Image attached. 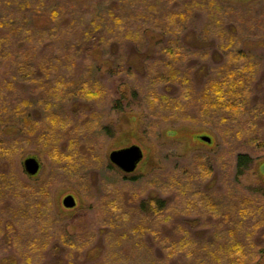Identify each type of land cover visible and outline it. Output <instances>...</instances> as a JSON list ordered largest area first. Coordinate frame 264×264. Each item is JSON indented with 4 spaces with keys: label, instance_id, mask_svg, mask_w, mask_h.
Returning <instances> with one entry per match:
<instances>
[{
    "label": "rangeland",
    "instance_id": "1",
    "mask_svg": "<svg viewBox=\"0 0 264 264\" xmlns=\"http://www.w3.org/2000/svg\"><path fill=\"white\" fill-rule=\"evenodd\" d=\"M51 1L53 4L49 6L42 5ZM113 1L18 0V4L15 0L7 1L6 10L12 8L16 20L27 17V22L22 24L25 23L32 36L23 40L26 44L37 43L40 38L35 39L33 34L39 36L37 32L42 31L44 38H49L47 47L57 46L64 21H73L77 8L81 11L78 28L89 27L92 22L99 28H93L96 33L87 41L91 45L82 60L91 58L98 64L93 75L104 87L103 91L93 93L90 99L86 97L88 100L81 103L78 113L69 102L61 101V93L57 92L48 104L49 113L42 111L44 116L32 117L24 133L9 123L0 132L1 139L21 136L22 142L9 154L0 156V178L3 173L5 179L9 177L25 192L37 188V200L47 203L48 214L57 217L53 231L56 242L42 250L40 264H65L66 252L78 241L81 245L74 250L79 251L72 255L70 264H168L169 261L190 264L193 254L202 251L206 262L222 264L224 236L231 230L251 252L246 257L247 264H264V34L247 33L243 29L252 25L249 15L253 19V12L264 11V0H171L170 3L131 0L125 4L124 10L141 15L137 23L140 26L153 21L151 18L158 11L187 12L188 16L178 21L183 29L179 41L191 51L178 59L174 74L189 73L191 81L189 76L188 81L173 76L174 82L151 79L158 71L165 75L164 62L170 63L169 57L163 56L155 46V31L146 30L143 38L147 37L148 43L138 45L126 37L120 40L105 34L107 25L94 16L93 9L98 5L113 10ZM110 13L115 15L116 11ZM219 17L226 27L229 23L235 25L243 37L233 47L249 50L258 61L245 106L240 114L225 118L215 116L216 113L212 116L198 107L203 89L202 82L197 83L200 75L207 71L210 75L217 74L232 48L227 47L231 40L226 41L211 30L212 19ZM126 21L129 20L123 16L110 20L114 27L125 26ZM70 38L67 41L73 39L72 35ZM132 45L143 58L144 70L126 64L129 61L138 66L139 55L133 54ZM11 48L15 47L8 48L4 53L7 57L0 63V81L5 79L3 69L9 71L6 77H11L14 61L21 59ZM37 51L42 59L49 52L39 47ZM49 70V74L61 77L58 69ZM30 86L35 90H27ZM39 86L35 80L20 86L25 88V95L16 94L12 101L22 108L26 101L39 102L44 98L45 102L50 90L45 92ZM188 88L194 95L187 93ZM195 95H198L196 99ZM122 96L121 104L115 105ZM240 122L251 130L242 133L232 130L231 124ZM201 135L209 136L211 142L201 140ZM133 145L140 148L142 158L132 172H124L111 163L109 155ZM59 150L67 151L60 155L77 153L72 158H58ZM239 151L256 157L253 166L242 175L235 171ZM27 157H35L40 164L35 175L24 170L23 161ZM201 162L210 169L204 170ZM194 181L199 183L198 187ZM6 187L0 186V191L8 192ZM67 195L76 201L72 208L62 204ZM157 198L168 203L160 205ZM3 207L0 205V210ZM36 222L40 227L50 228V220L38 218ZM136 231L146 235L133 237ZM127 238L134 240L133 248L123 246ZM5 240L0 237V264L12 254ZM59 252L64 256L59 257Z\"/></svg>",
    "mask_w": 264,
    "mask_h": 264
},
{
    "label": "trees",
    "instance_id": "2",
    "mask_svg": "<svg viewBox=\"0 0 264 264\" xmlns=\"http://www.w3.org/2000/svg\"><path fill=\"white\" fill-rule=\"evenodd\" d=\"M7 1L1 2L0 0V19H2V23L0 24V63L4 62V58L7 57L5 55L6 51L10 47H15L11 49L16 55H19L21 59L14 61L11 77H6L7 72L9 71L3 69L5 72V79H1L0 81V132L2 128H4L5 131V129H7L6 125L9 123L16 125L19 128V132L24 133L32 121V117L35 115L44 116V114L41 113L42 111L43 113H49L50 106L48 104H50L53 98L56 97L57 92L61 93L60 98H58L61 101L69 102L70 105L73 106L72 108H74L73 111H77L76 113H78L80 106H82V102L88 100L87 98H92L94 96L92 95L93 93H100L103 91L104 87L94 78L95 75H93L98 64L93 62L94 60L91 58L82 60V55L88 54L91 45L87 41L91 35L96 33L94 32L95 30L93 31V28L95 29L96 27V30H99V28L93 22L89 27L83 25L82 29L78 28L81 11L77 8L76 18H78V20L74 21L76 19L74 18L73 21L71 19H66L64 21V28L59 33V39H61V42L57 46L53 45L51 48H48L46 44L49 38L45 39L43 36L45 33L42 31L37 32L39 36L33 34L35 39L40 38L37 43L29 41L27 45L23 40L32 36L29 35V30V32H27V27L25 25L27 17L25 16L23 19L20 18V20H16V12L12 11V8L8 12L6 10L9 5V2ZM15 1L17 2L14 3L18 4V0ZM130 1L131 0H122L120 3H117V0L113 1L114 8L111 9L116 11L115 15H111L110 11L113 10H110V8H100L98 5L95 6L93 9L94 16L103 19L105 21L104 23L107 25L105 34H112L115 38L117 37L120 40H123L125 39L124 37H126V39L134 40L133 43L138 45L140 42L143 44L148 43L146 42L147 37L143 38L146 30L155 31L156 34L153 35V37L156 38L155 46L157 45V49L163 56L167 55L169 57L168 60L170 63L164 62V66L166 67L165 75L160 74L162 71H158L155 76L154 74L151 75V79H153V81L165 79L174 82V76L175 79L178 77L184 81H188L190 79V75H188L189 73L174 74V70L177 68L179 61L178 59L183 58L185 53L191 51L188 46L182 45L179 41L180 30L182 31L183 29L182 27L180 29L178 21H181L185 16H188L187 12L164 13L158 11L157 13H154L151 18L153 21L147 25L140 26L137 23L141 19V15H134L132 12L124 10L123 8V6L129 4ZM153 1L158 2V0ZM170 1L171 0H168V3H170ZM50 4H53V1L50 3H42L44 6H49ZM14 6L15 5L12 7ZM21 7H23V4H21ZM57 12L58 14L61 13L60 10ZM161 13H164L161 15L163 17H158ZM253 14V19H251L249 15V20L252 21L250 22L252 25L244 27L243 29H245V31L247 30V33H250L251 31L256 35L257 33L259 35L264 34V11L253 12L251 16H253ZM59 15L63 16V14ZM117 16H123L129 21H126L124 23L125 26L122 27L111 26L112 21L110 22V20L116 19ZM6 18L7 20H5ZM246 19L247 16L245 17V20ZM23 21L25 23L22 24ZM131 21L135 22L137 25H132ZM212 22L214 25L211 30L216 31L224 40H231L227 47L232 48L228 50L224 62L225 64L218 67L219 71L217 74L210 75L207 71L205 74L200 75L197 83L202 82L201 85L203 86V89L199 95L200 98L198 97V103H200L198 107L206 109L212 116L216 113L215 116L219 114V118H225L227 115L240 114L242 107L245 106L246 93L250 82L253 81L252 79L254 78L256 70H258V61L253 59V55L249 53V50H246V48L244 49L246 52H244L242 49L233 47V45L238 44L243 38L240 36L235 25L229 23L228 27H226L222 24L220 17L219 20L212 19ZM109 23L110 25H108ZM49 33L51 32L49 31ZM70 35H72L73 39L69 42L67 40L70 38ZM229 36H231V38ZM66 37L67 39H65ZM115 45H117V47L119 46L118 44ZM37 47H39V50L43 48L45 53L46 51H49L44 59H42L40 55L41 53L37 51ZM131 47L133 54L139 55L137 59L138 66L135 67L136 64H132V62L130 63L129 61H127L126 64L133 69L144 70L145 66L143 64V58H140L138 49L136 46L134 47V45ZM18 50L19 53L17 52ZM57 52L62 53L63 55L55 56ZM51 56L53 58H49ZM158 65L159 64H157V66ZM49 68L58 69L57 72H60L59 76L62 78L57 77L56 73L49 74ZM187 76H189V79ZM33 80L36 81V84L39 83V87L44 89L45 92L50 90L47 93V95H50V98L46 95L45 102L42 101L44 98L39 102L37 100L26 101V103H24V108H22L12 101L13 97L16 96V94L25 95V88L21 89L20 86H23L26 83H33ZM32 88L34 89V87L30 86L27 90ZM190 89L191 88L187 89V93L194 95L192 91L190 92ZM63 90H65V93H63ZM195 96L196 99L198 95ZM122 99L123 96L115 102V105L121 104ZM22 101H24L23 98ZM35 104L38 107H34ZM31 105L33 107H31ZM231 125L232 130H237L240 133H242V130H251L250 127L246 124L244 125V123L243 127L242 122ZM20 139L21 136L10 138V140L0 138V156L9 154V152L15 149L18 144H21L22 142ZM66 152V150H59L56 156L58 158H61L62 156L72 158L76 156L77 153L60 155ZM255 159L256 157H253L246 151L237 152L235 157L236 174L242 175L245 171L250 169L253 166ZM201 163L204 170L207 171L210 169L205 163ZM199 167L200 166L197 168ZM6 178L8 179H5L3 173H1L0 186L5 187L8 185L6 188L9 191L3 193L0 191V205L4 206L3 209L0 210V237L6 239L5 246L11 249L12 254L3 258L2 261L4 264H15V262H17L16 264H40L39 261H41V259L39 256L42 250H46L49 244L51 245L53 242V245L54 242H56L53 238V231L56 230L55 226L57 217L53 216V214H48L47 203L44 205L40 199L37 200V195L39 193L37 188L31 187L25 192V189L20 187L21 185H15L9 177ZM193 184L197 187L199 185V183H195V181ZM157 200L160 199L157 198ZM160 201L159 204L163 206L168 203V201L164 202V199ZM5 211L7 212L5 213ZM38 218H41L42 220H50V228L46 225L40 227L36 222ZM228 222H230V219ZM140 234L146 235L145 233H139L136 231L132 236L135 237L138 235L137 237L139 238ZM217 237L220 236L218 235ZM141 239L143 240L142 236ZM237 239L236 232H233L232 230L226 237L224 236L223 241L226 246L225 250L222 251V259H224L225 262H222V264H247L249 258L246 257L248 254L250 255L251 252L246 248L244 243L239 242ZM214 240L216 242V238ZM129 241L131 244H129ZM133 241L134 240L127 238V241L123 246H125V248H133ZM80 245L81 243L78 241L75 243L74 248H78ZM74 248L71 247L69 248L70 250L66 252L67 261L65 264H70L72 255L74 256L75 253L79 251L76 249L74 250ZM13 254H15V256ZM59 254V257L64 256V253L59 252ZM205 256V251L195 252L190 264H215L212 260H207V263ZM16 257L17 260L15 259ZM162 259L165 258L163 257ZM168 264L173 263L169 261Z\"/></svg>",
    "mask_w": 264,
    "mask_h": 264
},
{
    "label": "water",
    "instance_id": "3",
    "mask_svg": "<svg viewBox=\"0 0 264 264\" xmlns=\"http://www.w3.org/2000/svg\"><path fill=\"white\" fill-rule=\"evenodd\" d=\"M200 138L206 143L211 142V138L207 135H201ZM141 158L142 151L135 145L112 151L109 155L111 163L124 172H132ZM23 167L27 174L35 175L40 168V164L35 157H27L23 161ZM62 204L66 208H72L75 206L76 201L72 195H67L64 197Z\"/></svg>",
    "mask_w": 264,
    "mask_h": 264
}]
</instances>
